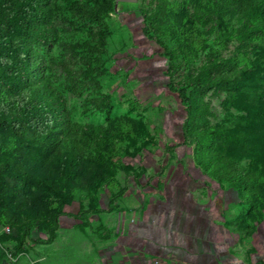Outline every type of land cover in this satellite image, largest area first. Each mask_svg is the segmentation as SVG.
Returning <instances> with one entry per match:
<instances>
[{
  "label": "rangeland",
  "instance_id": "374dc122",
  "mask_svg": "<svg viewBox=\"0 0 264 264\" xmlns=\"http://www.w3.org/2000/svg\"><path fill=\"white\" fill-rule=\"evenodd\" d=\"M53 1L65 11L64 0ZM77 1L85 4V0ZM110 1L112 7L99 15L87 17L79 13L70 17L67 13L70 23L67 27L60 26L56 38L49 37L47 42L31 40L29 62L33 71L29 82L49 80L51 87L63 96L73 124L107 126L109 110L111 118H132L140 135L115 144L109 155L113 172L103 183L86 180L78 187L59 185L47 189L30 177V169L21 166L17 181L6 183L9 188L15 187L19 199L25 202L34 192L39 212L33 216L23 209L13 212L0 201V264L75 261L78 257L75 252L87 254L80 248L86 244L97 246L102 235L110 237L113 226L122 218L120 211L125 219H130L131 214L141 211L150 196L163 197L165 187L173 194L187 192L193 184L191 180L185 187L180 183L183 172L188 171V161L195 154L196 141L191 137L185 139V102L172 87L185 88L201 98V106L208 109L206 125H241L250 129V140L263 150L262 156L245 155L239 161L227 159L229 166L246 168L255 159L257 167L264 168V29L248 38L243 32L250 22L226 10L222 17L207 19L213 14L212 6L223 0ZM203 16L206 19L200 20ZM179 21L186 27L180 31ZM75 43L82 44V49L74 51ZM167 54H172V59ZM82 56L86 57L84 61L80 59ZM86 62L94 69L97 83L80 76V68ZM60 63H66L69 71L63 70ZM202 69L213 74L228 73L239 80V85L204 89L190 77ZM7 93L0 83V102ZM103 96L109 98L105 111L97 101ZM80 133L81 129L75 135ZM5 140L9 150L14 149L16 142L9 128H0V143ZM0 146L5 148L3 144ZM92 146L91 143L83 147L84 158L90 162ZM211 154L216 163L237 152ZM261 178L263 183L247 189L241 208L225 202L218 191L210 193L205 185L194 187L191 193L200 201L213 199L228 225L246 230L264 216L263 174ZM147 186L150 191L143 190ZM22 189L27 190L28 196L22 195ZM112 194L117 197L116 207L97 212L98 208H108ZM138 196H144L143 204L136 200ZM58 212L61 214L55 223L51 215ZM49 233L56 234L54 242H46ZM247 243L243 246L250 250ZM70 245L78 249L67 252Z\"/></svg>",
  "mask_w": 264,
  "mask_h": 264
},
{
  "label": "trees",
  "instance_id": "16d2710c",
  "mask_svg": "<svg viewBox=\"0 0 264 264\" xmlns=\"http://www.w3.org/2000/svg\"><path fill=\"white\" fill-rule=\"evenodd\" d=\"M64 1L65 11H61L60 6L53 0H0V83L8 90L5 99L0 102V128H9L16 142L11 150L6 140L0 143L5 146L0 149V201L5 202L13 212L23 209L27 215L32 216L39 212L38 200L33 197L35 193L32 192V198L25 202L19 199L18 190L15 187L9 188L6 183L17 181V171L21 166L25 165L30 169V177L47 189L58 188L59 185L67 188L78 187L86 180L103 183L113 172V162L109 155L115 144L123 138H135L140 135V129L133 123L132 118H111L109 110L106 112L107 126L80 127L73 124L65 108L63 96L51 87L49 80L39 79L30 84L33 71L29 62L32 52L31 40L38 38L47 42L49 37H58L60 26L67 27L70 23L67 13L70 17L79 13L89 17L99 15L102 10L112 7L110 0H85V4L77 0ZM212 8L210 11L213 14L208 15L207 19L211 16L222 17L226 10L232 16L250 22L251 25L244 26L243 32L248 38L256 31L264 29V0H223ZM206 18L203 16L200 20ZM178 24L179 31L186 28L180 21ZM144 32L149 34L146 29ZM81 45L75 43L72 49L81 50ZM167 55L172 59V54ZM80 59L84 61L86 57L82 56ZM86 63L80 68V76L97 83L94 69ZM59 66L69 71L70 67L66 63H60ZM190 77L204 89H229L239 85V80L228 73L213 74L206 69ZM172 89L185 102L187 115L184 121V135L186 140L191 137L196 141L193 156L196 166L222 186L234 188L241 202L246 200L247 189L263 183L261 177L264 175V168L257 167L255 159H251L246 168L229 166L227 159L234 158L239 161L245 155L262 156L263 150L257 149L250 140L252 132L248 127L241 125H206L205 114L208 109L205 105L201 106V98L185 88ZM107 99V96L97 99L98 106L103 111L108 105ZM201 124L205 126L202 127ZM79 129L81 133L76 136L75 133ZM91 143L93 151L89 156L90 162L84 158L83 147ZM228 150L237 154H227V158L215 163L211 153ZM86 176L89 179H86ZM139 177L137 176V179ZM225 182L229 185H224ZM26 191L22 189V195L28 196ZM7 196L12 199L6 200ZM116 202L117 197L112 194L108 208H98L96 211L113 210ZM60 214L61 212L51 215V220L58 223ZM81 214L82 212L79 215ZM263 217L246 230L241 226L232 228L247 237ZM49 236L46 242H52L56 238L55 233H49Z\"/></svg>",
  "mask_w": 264,
  "mask_h": 264
},
{
  "label": "crops",
  "instance_id": "0c3cea01",
  "mask_svg": "<svg viewBox=\"0 0 264 264\" xmlns=\"http://www.w3.org/2000/svg\"><path fill=\"white\" fill-rule=\"evenodd\" d=\"M187 166L180 183L185 187L191 180L193 184L187 192L173 194L165 187L163 197L150 196L145 204L144 196H138L136 200L143 204L141 211L131 214L130 219H125L120 211L122 218L113 226L110 237L102 235L97 246L86 244L80 248L79 251L85 249L87 254L75 252L78 248L74 245L67 246V252L78 255L67 264H259L264 261V217L246 240L225 222L213 199L197 200L191 190L208 186L210 193L218 191L225 202L236 203L241 208L238 192L205 175L193 158ZM143 190L150 191L148 186ZM247 242L250 250L243 246Z\"/></svg>",
  "mask_w": 264,
  "mask_h": 264
},
{
  "label": "water",
  "instance_id": "95a60500",
  "mask_svg": "<svg viewBox=\"0 0 264 264\" xmlns=\"http://www.w3.org/2000/svg\"><path fill=\"white\" fill-rule=\"evenodd\" d=\"M118 1H121V2H135L137 0H118Z\"/></svg>",
  "mask_w": 264,
  "mask_h": 264
}]
</instances>
